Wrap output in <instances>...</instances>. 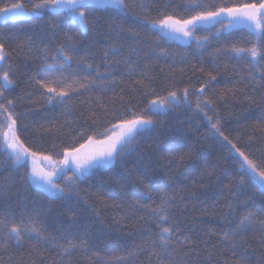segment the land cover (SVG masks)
I'll return each instance as SVG.
<instances>
[{"label": "trees", "instance_id": "trees-1", "mask_svg": "<svg viewBox=\"0 0 264 264\" xmlns=\"http://www.w3.org/2000/svg\"><path fill=\"white\" fill-rule=\"evenodd\" d=\"M16 2L31 10V5L38 0H0V7ZM128 2L136 5L133 9L135 14L129 13L122 19L113 20L103 9L89 11L88 20L96 21V24L93 27L90 23L87 31L81 29L78 23L64 19L53 34L52 25L56 17L51 12L43 16L0 21V42L5 44L8 57L5 65L11 63L14 66V73L10 76L13 84L0 91H3L4 98L16 102L18 135L32 151L47 155L54 142L61 144L76 139L78 143H83L87 136L83 139L77 136L81 129L93 135L94 139H102L106 130L109 133L113 124L120 123L113 115L130 118L135 112L153 121L134 139L118 148L120 150L112 165L93 169L76 180L71 191L66 190L59 197H50L35 188L26 179L28 168L25 165L15 166L0 148V219L7 218L14 222L34 219L50 238H86L88 255L97 254L111 260L112 264H116V258L128 257V253L137 250L150 230L152 233L157 231L154 224L142 217L146 216L149 205L154 207L159 202L161 193H175L177 203L170 210V215L180 234L190 235L201 242L207 241L201 247L210 250L217 240L212 233H220L222 228L227 227L224 217L233 218L227 207L230 200L237 206L240 201H247L249 209L257 216L264 217V190L251 181L239 184L238 165L227 155L221 143L209 136L207 120L195 107L196 89L200 86L198 80L203 78L199 73L194 74L193 70V66H203L206 70L218 67L220 74L205 95L215 92L219 96L222 90L232 87L238 79L232 66L238 65L241 72L248 71L251 56L239 62L238 58L228 55H219L214 59L216 50L231 48L235 44L247 48L256 45L258 50L264 51V36L256 38L244 28L224 32L222 25L217 23L198 28L194 40L180 44L158 33L140 16L148 13L150 17H155L158 11L164 10L165 5H183L184 0ZM201 2L232 5L258 3L259 0ZM140 4L145 5L143 10ZM178 10L182 11V8ZM168 11L171 12L172 7ZM119 24L123 25L124 32L116 37L109 25ZM66 36H70L71 41H67ZM205 36L208 37L206 41L201 39ZM114 39L122 42L123 51L115 59L109 57L112 61L109 67L102 58L103 51ZM69 42L78 55L89 57L93 64L91 73H86L82 65L78 67L73 62L55 75L72 82L85 75H94L99 65L100 72L105 74L104 83L115 80V84L105 90L103 85L98 86L97 81L91 85L90 91L80 89L77 93H70L63 104L49 103L44 90L29 80L38 74L44 76L46 73L41 66L45 64V56L48 64L53 63L52 56L56 49L60 44ZM131 48L138 49V53L131 54V59L139 66L137 72H146L145 83H149L148 77H151L148 95L139 86L133 90L126 75V65L115 62L127 57ZM161 49L167 54L160 55ZM224 64L229 65L227 71L223 70ZM259 66H264V60L258 57L254 67ZM181 69H184L183 73ZM140 78V75L133 77ZM185 87L188 88L187 101L183 99ZM237 87L243 88V85ZM121 89H125L123 93ZM169 90L178 92L179 101L170 103L164 110H155L148 105L150 99L166 97ZM261 91L264 89H253L249 84L236 97L229 95L223 101H218L208 113L213 116L216 112L220 114L225 135L230 139L239 136L238 146L258 164L264 162V140L260 131L252 126L264 114V104H250L245 100V94L259 100ZM121 94L123 103L117 99ZM97 98L103 99L108 109L107 116L100 109ZM93 113L96 123L90 118ZM66 121L70 124L60 131L59 125ZM0 145H3L2 137ZM189 151L191 157L181 159V154ZM62 155L61 152L54 159H61ZM209 172L213 174L210 176ZM72 174L71 170L65 171L57 179V184L64 186L67 177ZM144 184L150 185V193H146ZM226 185H230V190ZM244 240L250 245L249 255L255 259L261 252L257 243L259 234L249 232ZM30 247L31 244L25 241L22 247L11 250L15 255L24 252L27 261ZM185 251L189 253L184 258L187 264H207L204 254L197 255L196 251L189 249ZM54 258L55 253H49L42 258L43 264H52ZM72 259L74 264H102V261L95 259H82L79 253L74 254ZM37 264H40L39 260ZM124 264H149L147 253L137 252L135 256L128 257ZM152 264H155V258Z\"/></svg>", "mask_w": 264, "mask_h": 264}, {"label": "snow or ice", "instance_id": "snow-or-ice-1", "mask_svg": "<svg viewBox=\"0 0 264 264\" xmlns=\"http://www.w3.org/2000/svg\"><path fill=\"white\" fill-rule=\"evenodd\" d=\"M136 7L130 4L128 0H38L37 3L31 5V13L34 15L43 16L51 12L55 14L56 19L53 22V34L55 29L59 27V23L64 19H70L73 23H78L80 28L87 31L89 24L95 27L96 21L88 20V12L96 9H103L113 19H122L133 13ZM141 10L145 5L140 4ZM172 7L169 12L168 8ZM182 11L178 10L181 9ZM0 14L5 17L15 18L17 16L25 15L24 4L16 2L5 4L0 7ZM135 14V13H133ZM151 28L156 29L158 33L168 38L185 39L194 38L198 27L219 23L224 28H232L238 25L246 27L250 34L258 37L264 36V0H259L258 3H238L229 5L227 3H202L201 0H184L183 5H165L164 10L158 11L155 17H150L148 13H142L140 16ZM225 20L227 23H225ZM111 31L115 32L116 37L123 34L124 28L122 24L109 25ZM67 41H71L70 36H66ZM202 40H207L208 37H202ZM199 43V40L197 41ZM43 51V50H41ZM123 51V44L119 39H114L112 43L103 51V60L111 66L112 61L109 57L115 59ZM154 51V50H153ZM132 53H138V49L131 48L127 57L116 59V63H124L127 67L126 75L128 81L133 85V90L136 86L145 89V95H148L147 89L150 87L151 77H148L149 83H145L144 77L146 72H137L139 67L137 62L131 59ZM160 55H166L165 50H160ZM234 54V56H233ZM219 55H228L230 58H238L245 60L250 55L251 60L248 61L249 70L241 72L238 65L232 66V71L238 76V79L233 82V86L222 90L217 96L215 92L208 93L212 82L217 80L220 74L218 67H213L206 70L203 66L197 68L193 66L194 74L199 73V88L196 89V109L203 113L209 126V136L217 139L221 145L227 150V155L233 159V162L239 168V184L251 181L258 183L261 189H264V162L258 164L255 160L250 158V154L246 153L238 146L240 137L230 139L222 130L221 117L218 112L209 115V111L218 101H223L227 96L236 97L238 92L244 91L249 87L253 89H264V66L254 67L257 63V58L264 60V51L258 50L256 45L251 48L239 47L235 44L231 48L217 49L214 59ZM8 59L5 52V44L0 42V89L11 86L13 80L10 76L14 73V66L11 63L5 65ZM53 63H47V56H45V64L42 69L46 73L44 76L30 78L29 82L39 85L44 93L47 94L49 103L59 102L63 104L70 93H77L80 89L85 92L91 90V85L99 81L98 86L103 85L106 90L109 85H114L115 80L104 83V73L100 72V66H96L94 75H85L82 79L72 82H67L66 78L61 79L55 73L63 71L67 66L73 62L78 67L81 65L86 73H91L93 64L87 55H78L73 45L69 42L62 43L56 49L52 56ZM229 69L228 64L223 65V70ZM181 73L184 69L180 70ZM140 75V79H133V77ZM247 81V83L245 82ZM78 85V87H77ZM243 85V88L237 87ZM127 87V85H126ZM125 89H121L123 93ZM183 99H188V88L185 87ZM123 103L124 97L121 94L117 97ZM178 92L176 90H169L166 97H157L150 99L148 105L165 108L172 102L179 101ZM99 107L104 114L108 115V109L102 98H97ZM245 100L250 104H264V91L260 92L259 100L252 96L245 94ZM128 111V110H126ZM143 111V110H142ZM93 123H96L95 113L90 117ZM114 119L120 120V123L112 125V134L108 135L105 131V139H94L93 135H88L85 129H81L77 136L87 139L83 143H78L76 139L65 141L64 143H52L48 149L49 154L43 155L37 151H32L30 146H25L21 142L19 132V114L16 112V102L13 99H7L3 96V91H0V137H3L4 152L12 160L16 166H24L27 158L31 157L34 160L40 159L50 161L53 165L50 172H37L35 167L26 174V179L32 184L38 185L50 197L63 196L67 191H71L74 182L83 175L87 174L92 168L103 166L110 161L106 157H112L114 153L121 147L128 143L135 135L140 134L141 131L152 125L153 121L150 117H143L138 113L133 112L130 118L116 117ZM66 121L59 125V130L63 131L64 127L69 125ZM55 127V126H54ZM253 129H258L261 133V139L264 140V114L254 124ZM119 128L117 133L115 130ZM48 131H51L49 129ZM236 141V142H234ZM108 144L105 148H96L95 145ZM62 152L61 159H54V156H59ZM191 151L181 154V159L190 158ZM66 170H72L73 174L67 177L64 186L55 183L53 177L57 174L63 175ZM214 171V170H213ZM209 172L208 175H212ZM257 177L259 178L257 180ZM143 184V180L140 181ZM146 193H150V185H143ZM230 190V185H226ZM151 199V196H148ZM175 193H161L159 202L155 206L149 205L147 207L146 216L142 219L149 220L155 225L157 231L146 236L137 250L128 253V257L135 256L137 252L147 253L149 264H152L155 258V264H187L184 259L188 256V252L196 251L197 255L204 254L207 264H264V217L257 216V214L249 209L247 201H240L237 206L231 200L227 207L232 212L233 218L228 219L224 217L227 227L222 228L220 233H212L217 236L216 243L211 245V250L208 247H201V244H207V241H198L193 239L190 235L180 234L177 225L172 222L170 210L176 206ZM211 231V230H210ZM249 232L259 234L258 247L261 249L259 256L255 259L249 255L250 245L244 237ZM28 241L31 247L28 249V260L24 259V252L15 255L11 249L22 247L23 243ZM89 247L87 239H76L70 236H62L59 239L50 238L40 228L36 220L29 218L27 221L21 219L19 222L11 221L7 218L0 219V264H43L42 258L49 253H55L52 264H74L73 256L79 253L82 259L89 261L95 259L102 261V264H112L111 260H105L97 254L93 256L88 255ZM215 253V255H214ZM5 254L7 260H5ZM128 257L116 258V264H124ZM58 258V259H57Z\"/></svg>", "mask_w": 264, "mask_h": 264}, {"label": "rangeland", "instance_id": "rangeland-1", "mask_svg": "<svg viewBox=\"0 0 264 264\" xmlns=\"http://www.w3.org/2000/svg\"><path fill=\"white\" fill-rule=\"evenodd\" d=\"M24 11H25V15H22V16H17V17H15V18H10V17H5L4 15H2V14H0V21H5V20H17V19H22V18H27V17H31V16H35L34 14H32L31 13V11L30 10H27V9H25L24 8ZM225 23H227V21L225 20ZM215 24H217V23H213V24H207V25H204V26H201V27H206V26H210V25H215ZM201 27H198V28H201ZM237 28H244V29H247L246 27H244V26H242V25H238V26H235V27H232V28H224L223 26H222V31H224V32H229V31H231V30H234V29H237ZM248 30V29H247ZM166 37V36H165ZM255 37L256 38H258V36H256L255 35ZM168 38V37H167ZM170 39V38H169ZM171 40H173V41H176V42H178V43H180V44H188V43H190L192 40H194V38H190V39H185V38H183V37H179V38H171ZM7 87H9V86H7ZM6 87V88H7ZM151 108L152 109H155V110H164L165 108H159L158 106H151ZM149 126H147V128H148ZM117 133H119V131H120V129L119 128H117L116 130H115ZM112 134V127L110 128V130H109V133H108V135H111ZM3 138V137H2ZM102 139H105V137L104 138H102ZM121 145L120 144H118L117 145V148H119ZM94 147H96V148H107L108 147V144L106 143V144H104V145H95ZM4 148H6V145H4ZM4 148H3V150H4ZM117 153V152H116ZM116 153H114L113 154V156L112 157H106L105 159H107V160H109L110 162L109 163H107V164H105V165H103V166H100V167H95V168H100V169H102V168H107V167H109L110 165H112L113 164V162H114V160H115V155H116ZM16 166V165H15ZM25 166L28 168V173L31 171V169L33 168V167H35V169L37 170V172H50L51 170H52V167H53V165H52V163L50 162V161H44V160H40V159H33V158H31V157H28L27 158V161H26V164H25ZM95 168H92L87 174H85V175H83L82 177H84V176H86V175H88L93 169H95ZM67 171V170H66ZM72 171V170H71ZM73 172V171H72ZM61 175L60 174H57V175H55L54 177H53V180H54V182L55 183H57L56 181H57V179L60 177ZM81 177V178H82ZM259 178L257 177V180H258ZM255 183V182H254ZM32 184V183H31ZM259 187H260V185L258 184V183H256ZM35 188H37V189H39V190H41V191H43L38 185H36V184H32ZM261 188V187H260ZM262 190H264V189H262ZM44 192V191H43ZM46 193V192H45ZM47 194V193H46Z\"/></svg>", "mask_w": 264, "mask_h": 264}]
</instances>
